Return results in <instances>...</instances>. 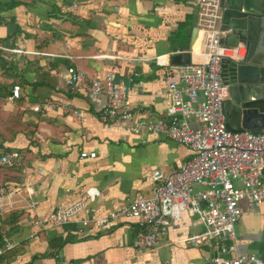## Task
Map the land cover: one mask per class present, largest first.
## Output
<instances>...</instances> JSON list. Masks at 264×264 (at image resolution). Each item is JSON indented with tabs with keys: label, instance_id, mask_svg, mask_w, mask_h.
<instances>
[{
	"label": "crops",
	"instance_id": "0c3cea01",
	"mask_svg": "<svg viewBox=\"0 0 264 264\" xmlns=\"http://www.w3.org/2000/svg\"><path fill=\"white\" fill-rule=\"evenodd\" d=\"M52 4L66 14L49 16ZM3 15L14 17L15 25H0V39L20 28L15 47L43 54H12L15 77L0 73L1 82L21 87V98L13 102L0 96V152L24 155L18 166L0 167V190L19 189L13 206L2 213L1 232L15 246L0 255V264H202L212 254L210 243L177 242L202 228L188 213L171 222L156 246L141 255L132 247L135 219H123L106 232L85 228V234H77L79 223H48L51 212L91 187L99 195L86 202L84 213L90 218L110 213L135 195L150 197L153 171H175L185 159L186 147L163 134H134L127 123L95 119L107 97L87 85L112 72L138 116L164 118L171 104L168 84L183 83L177 69L157 64L153 56L178 52L174 63L186 64L181 52L191 45L195 0H36ZM194 60L191 56L189 62ZM70 66L85 72V87L70 86ZM74 110L84 114L79 117ZM81 152L96 156L82 159ZM26 184L38 202L35 207ZM240 205L237 251L264 260V201L250 207L241 200ZM59 238L68 240L57 248L52 243Z\"/></svg>",
	"mask_w": 264,
	"mask_h": 264
},
{
	"label": "built area",
	"instance_id": "2783aa9c",
	"mask_svg": "<svg viewBox=\"0 0 264 264\" xmlns=\"http://www.w3.org/2000/svg\"><path fill=\"white\" fill-rule=\"evenodd\" d=\"M195 4L197 20L192 27L191 45L183 52H189L197 61L174 63L178 52H159L153 56L157 64L177 69L183 83V87L168 84L171 104L166 109V118L151 120L138 116L127 89L116 84L112 72L103 81L92 79L87 85L93 93L107 97L106 106L93 116L95 119L124 122L131 133H160L185 146L188 153L179 168L169 173L154 170L152 196L135 195L119 208L98 217L90 218L84 213L86 202L99 195L98 189L88 188L79 199L51 212L48 223L52 226L79 223L77 234H85V228L106 232L123 219H135L138 226L132 247L141 255L156 246L158 236L167 232L171 222L188 213L197 217L202 228L177 242L195 247L210 243L212 254L202 264H264L256 254L239 253L235 242V227L243 214L240 201L246 200L250 207L264 201V132H231L226 128L223 112V101L229 91L222 80V59H240L246 48L243 44L229 46L221 42L225 36L221 29L222 0H195ZM0 48L13 54H43L16 47ZM68 72L72 88L85 87L84 71L70 66ZM2 98L8 102L21 98V87L15 84ZM33 110L39 111L40 107ZM73 113L79 117L84 114L81 110ZM23 156L18 150L0 152V167L18 166ZM95 156V152L80 154L82 159ZM25 189L30 206L35 207L38 202L32 199L31 186L26 184ZM18 194V188L0 190V255L15 246L1 232V227L2 213L13 206L12 198Z\"/></svg>",
	"mask_w": 264,
	"mask_h": 264
},
{
	"label": "water",
	"instance_id": "95a60500",
	"mask_svg": "<svg viewBox=\"0 0 264 264\" xmlns=\"http://www.w3.org/2000/svg\"><path fill=\"white\" fill-rule=\"evenodd\" d=\"M222 4L221 42L246 48L240 59H222V80L229 91L223 101L226 128L264 132V0H222ZM181 56L186 58L182 63H189V52Z\"/></svg>",
	"mask_w": 264,
	"mask_h": 264
},
{
	"label": "trees",
	"instance_id": "16d2710c",
	"mask_svg": "<svg viewBox=\"0 0 264 264\" xmlns=\"http://www.w3.org/2000/svg\"><path fill=\"white\" fill-rule=\"evenodd\" d=\"M35 1L36 0H31L30 3H27L24 0H11L9 3H5V4L0 2V25L2 24L6 26L15 25V18L10 17L9 19H6L3 13L9 10H12L22 4L25 6L34 5ZM52 7H53L52 11H48L49 16H58L61 18L62 16L66 14L65 11H62L60 8L56 7V5L54 4L51 5V8ZM19 33H21V29L17 28V30L13 32L12 34L8 35L5 38H1L0 47H15L14 40H15L16 35H18ZM12 54L13 53L9 54L0 48V73H4L7 79L15 77V74L12 71L13 67L10 65V59H9L12 56ZM6 81L5 82L0 81V96L2 97L8 95L11 91V88L15 85L14 81L12 82L11 81L6 82ZM0 240H1V237H0ZM67 240L68 239L63 240L59 238V239H56L55 242H53L52 244H56L57 248H60L63 246L64 242Z\"/></svg>",
	"mask_w": 264,
	"mask_h": 264
}]
</instances>
